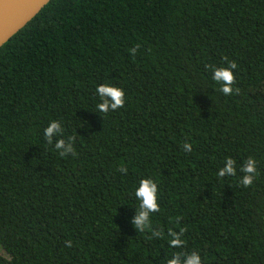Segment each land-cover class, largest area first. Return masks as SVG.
<instances>
[{
  "label": "trees",
  "instance_id": "obj_1",
  "mask_svg": "<svg viewBox=\"0 0 264 264\" xmlns=\"http://www.w3.org/2000/svg\"><path fill=\"white\" fill-rule=\"evenodd\" d=\"M227 61L238 65L231 96L212 79ZM104 84L124 89V108L97 111ZM53 120L64 134L49 145ZM69 137L76 155L62 158L54 143ZM249 156L259 176L245 188L239 169ZM229 157L237 175L218 178ZM143 178L159 188L153 229H187L186 247L135 230ZM5 250L0 264H166L193 251L203 264H264V0H52L8 41Z\"/></svg>",
  "mask_w": 264,
  "mask_h": 264
},
{
  "label": "clouds",
  "instance_id": "obj_2",
  "mask_svg": "<svg viewBox=\"0 0 264 264\" xmlns=\"http://www.w3.org/2000/svg\"><path fill=\"white\" fill-rule=\"evenodd\" d=\"M140 48L137 44L135 48L129 49L131 55L136 54V50ZM211 67V66H207ZM238 67L235 61H227V67L214 68L212 79L214 82L220 85L219 91L225 96H231L240 93V89L234 88L236 83V77L232 69ZM96 94L99 96L100 102L97 103L96 109L98 112L107 115L110 112L122 109L126 105V96L123 88L113 86L110 84L100 85L96 88ZM64 128L59 121L53 120L44 129V137L49 145L53 144V138L57 136H63ZM75 137H69L67 141L65 139H58L54 143V148L60 157H67L69 154L75 156V149L73 147V141ZM184 151L190 153L192 151V144L185 142L183 145ZM240 172L243 176L240 178V184L249 188L254 185V181L259 176L257 170V161L254 157L249 156L245 162L240 166ZM117 171L127 175L128 168L121 165L117 168ZM237 175L236 161L232 158H227L225 161V167L218 171V178L234 177ZM135 199L138 201V209H136V216L131 221L135 230L139 233L145 231L151 232L152 239L167 240L170 248L181 249L186 247V241L182 239L187 229L181 228L179 233L168 229L165 234L164 229L154 230L152 226V218L156 213L161 212L159 203V188L157 182L152 178H143L139 181V186L134 192ZM179 219V218H177ZM65 247H72L70 240L65 241ZM4 252H0V256H5L7 261L9 258ZM166 264H203L202 258L197 251L191 253L176 252L173 253L172 258L167 259Z\"/></svg>",
  "mask_w": 264,
  "mask_h": 264
},
{
  "label": "water",
  "instance_id": "obj_3",
  "mask_svg": "<svg viewBox=\"0 0 264 264\" xmlns=\"http://www.w3.org/2000/svg\"><path fill=\"white\" fill-rule=\"evenodd\" d=\"M52 0H0V49Z\"/></svg>",
  "mask_w": 264,
  "mask_h": 264
}]
</instances>
